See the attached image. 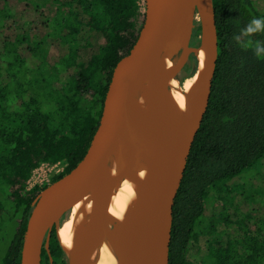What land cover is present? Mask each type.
Here are the masks:
<instances>
[{
  "label": "trees",
  "instance_id": "16d2710c",
  "mask_svg": "<svg viewBox=\"0 0 264 264\" xmlns=\"http://www.w3.org/2000/svg\"><path fill=\"white\" fill-rule=\"evenodd\" d=\"M213 7L218 61L175 200L169 264H264V214L248 209L258 198L244 180L264 160V60L232 39L262 16L254 0H213ZM48 9L51 20L36 33L59 53L52 75L35 65L42 59L37 49L22 54L24 48L15 52L6 42L0 51L9 77L0 80V264H21L32 204L47 187L26 192L38 165L65 164L55 183L86 155L113 71L133 48L145 17L144 0H68ZM196 28L192 46L200 43ZM87 36H105L106 44L89 55ZM255 39L264 43V33ZM256 175L264 181L263 171ZM42 263L68 264L56 229Z\"/></svg>",
  "mask_w": 264,
  "mask_h": 264
},
{
  "label": "water",
  "instance_id": "95a60500",
  "mask_svg": "<svg viewBox=\"0 0 264 264\" xmlns=\"http://www.w3.org/2000/svg\"><path fill=\"white\" fill-rule=\"evenodd\" d=\"M207 18L200 0H144L145 17L138 38L117 63L109 84L102 116L90 147L69 174L43 189L32 204L23 237L21 264H43L42 253L52 231L74 205L78 222L68 264H87L90 251L106 254L111 264H169L173 209L184 179L188 159L209 106L219 54L213 0ZM200 18L202 40L192 46ZM207 37L210 54L198 61L195 84L209 72L205 94L196 118L187 123L163 99L170 88L169 42L180 55L177 71ZM125 142L135 166H141L154 149L166 159L150 190L124 208L122 166L118 146ZM157 208V226L139 241L122 225L130 213Z\"/></svg>",
  "mask_w": 264,
  "mask_h": 264
},
{
  "label": "bare ground",
  "instance_id": "6f19581e",
  "mask_svg": "<svg viewBox=\"0 0 264 264\" xmlns=\"http://www.w3.org/2000/svg\"><path fill=\"white\" fill-rule=\"evenodd\" d=\"M207 18H211L212 7L210 0H200ZM170 48V70L167 74V80L171 82L173 87L163 95V99L172 107L176 114L185 122L190 123L196 118V112L199 103L205 94V85L209 72H207L199 84H195V79L187 81L184 89H180L174 81L177 75V66L180 55L173 42H169ZM195 58L199 63L208 60L210 54V46L207 37H205L201 46L193 51ZM198 71V70H197ZM190 79V78H189ZM188 79V80H189ZM118 156L122 166V190L124 208L136 203V201L146 194L156 176L166 165V159L158 149H154L152 153L146 157L141 166H135L130 154V146L128 143L122 142L118 146ZM78 205H74L72 210L66 215V219L59 224V239L61 245L66 252H70L78 222ZM157 208L150 207L128 214L123 220V227L135 236L139 241L145 242L155 231L157 222ZM87 264H111L106 254H99L95 250L90 251Z\"/></svg>",
  "mask_w": 264,
  "mask_h": 264
},
{
  "label": "rangeland",
  "instance_id": "374dc122",
  "mask_svg": "<svg viewBox=\"0 0 264 264\" xmlns=\"http://www.w3.org/2000/svg\"><path fill=\"white\" fill-rule=\"evenodd\" d=\"M68 0H0V28H4V32L0 30V51H3L5 47L4 44L7 42L10 45V50L18 52L21 51L22 54H25L28 48L37 49V56H41L40 59L35 61V65L40 70V73L44 75H52V67L59 61V53L57 49L45 42L39 34H37L38 28H40L41 23L48 22L51 20L49 17V7H56L58 3L66 2ZM255 6L262 17H264V0H254ZM144 12H145V3H144ZM197 27H200V18L197 16ZM37 36V37H36ZM89 39H88V38ZM86 39L89 40L91 44L90 54L96 53L99 49L106 44L105 36L98 37H89ZM200 41L202 40V32ZM27 39V40H26ZM31 39V40H30ZM25 41V43H24ZM20 52V53H21ZM194 56V55H193ZM88 57H84L83 62L87 60ZM1 61V58H0ZM1 66V65H0ZM89 74H92L89 65H87ZM0 67V80L2 82L8 81L7 74L5 69ZM198 62L195 63L191 58L189 62L183 67L181 71H177V75L174 78L176 85L180 89H184L187 81L193 80L197 74ZM31 77V75H29ZM194 77V78H193ZM190 78V79H189ZM189 79V80H188ZM1 82V81H0ZM173 85L170 82V88ZM65 164L60 163L59 166L55 169L52 167L43 166L42 164L38 165L39 174H34L31 180L26 183V192L32 190L35 186L46 187L48 186V180H53L57 177L58 169H65ZM264 172V160H262L257 169H255L252 174L247 176L244 180L247 183L249 188V194L255 195L258 198L257 201H251V207L248 209L254 210L257 215L264 214V181L260 179L258 172ZM42 175V176H41ZM242 180L241 182H243ZM43 183V184H42ZM50 185V184H49ZM257 190L260 191L259 197H257ZM67 215V214H66ZM66 215L61 219L59 224L63 222L66 218ZM59 238V231H58ZM60 241V239H59ZM61 243V241H60ZM1 254V253H0Z\"/></svg>",
  "mask_w": 264,
  "mask_h": 264
},
{
  "label": "clouds",
  "instance_id": "9594fccd",
  "mask_svg": "<svg viewBox=\"0 0 264 264\" xmlns=\"http://www.w3.org/2000/svg\"><path fill=\"white\" fill-rule=\"evenodd\" d=\"M258 33H264V17H254L232 39L242 50L251 51L253 57L264 60V43L255 39Z\"/></svg>",
  "mask_w": 264,
  "mask_h": 264
},
{
  "label": "built area",
  "instance_id": "2783aa9c",
  "mask_svg": "<svg viewBox=\"0 0 264 264\" xmlns=\"http://www.w3.org/2000/svg\"><path fill=\"white\" fill-rule=\"evenodd\" d=\"M59 164H60V163H58V164L43 163L42 165H43V166L52 167V169H55V168H57V167L59 166ZM64 170H65V169H58L57 172H56V173H57V176H59L60 174H62V173L64 172ZM39 173H40V172H39V168L37 167L36 170H35L34 173H33V176H34V174L36 175V174H39ZM41 176H42V175H41ZM31 178H32V177H31ZM30 180H31V179H30ZM30 180H29V181H30ZM29 181H28V182H29ZM47 182H48V185H49V184L52 183V180H48ZM42 184H43V183H42ZM35 187H37V186H35ZM35 187H34V188H35ZM41 188H43V187H41Z\"/></svg>",
  "mask_w": 264,
  "mask_h": 264
},
{
  "label": "flooded vegetation",
  "instance_id": "af4514ba",
  "mask_svg": "<svg viewBox=\"0 0 264 264\" xmlns=\"http://www.w3.org/2000/svg\"><path fill=\"white\" fill-rule=\"evenodd\" d=\"M196 27H197V26H196ZM196 27H195V29H194V32H195V30L197 29ZM193 38H194V34H193Z\"/></svg>",
  "mask_w": 264,
  "mask_h": 264
}]
</instances>
